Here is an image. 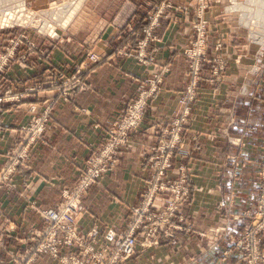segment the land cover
Masks as SVG:
<instances>
[{
    "label": "rangeland",
    "instance_id": "1",
    "mask_svg": "<svg viewBox=\"0 0 264 264\" xmlns=\"http://www.w3.org/2000/svg\"><path fill=\"white\" fill-rule=\"evenodd\" d=\"M80 1L81 5L76 7L78 0H0V115L6 116L10 106L21 109L26 105L29 118L19 126V138L5 153L6 162L0 169V193L15 190L18 171L28 170L36 146L53 128L55 103L50 97L42 102L41 93L53 91L64 104L70 103L78 92L88 89V75L103 62L87 40L78 46L76 54L69 56L76 50L72 45L78 38L90 37L95 32L91 25L94 22L89 11L90 0ZM133 1L139 2L137 10L120 36L126 47L113 53L132 56L146 69L156 66L157 44L161 41L157 30L165 23L176 27L184 24L190 43L180 53L187 60L185 88L179 100L183 112L172 122L159 124L155 145L143 151L145 173L134 197L136 202L128 200L123 226L113 223L102 233L96 229L81 232L80 225L89 212L87 194L97 186L107 187L106 192L113 196L118 194V186L113 190L108 179L118 168L121 152L131 147L133 136L142 129L151 101L170 70L162 65L151 78H133L138 84L135 95L115 115L101 146L79 172L75 186L62 192L61 202L55 208L42 209L36 202L32 203L45 229L32 233L29 241L20 240L27 246L23 251L8 244L9 235L0 236V249L8 257L9 264H38L42 256L50 257L57 264H202L207 258L228 259L236 249L239 259L235 264H249L248 259L256 258L249 250L253 244L260 242L264 251V149L252 183L257 194H246L248 196L243 199L240 178L247 166L240 150L247 145V137L233 136L229 129L223 132L228 145L239 150V154H228L222 165L231 171L226 188L220 183L224 169L215 175V183L204 180L202 186H192L191 176L195 177L198 168L191 164L200 150V138L198 135L191 139L185 137L192 111L200 98L205 97L207 91L212 95L225 91L231 75L238 73L229 67L251 60L248 77L258 83L264 82V42L261 41L264 23L262 19H254L258 14L264 17V0ZM240 7L246 8L241 10ZM70 11L73 15L67 23ZM249 19L260 22L252 28L253 21ZM245 20L250 24H245ZM222 22L232 23L229 43L225 38L214 36V29ZM230 47L239 50L236 54H231L230 50L225 54ZM56 52L66 55L69 61L55 67L52 62ZM34 65L40 70L43 66L40 76L29 74ZM30 80L26 86V81ZM258 91L259 88H255L254 95ZM76 111L85 112L79 107ZM234 123V119H228L229 127ZM208 185H212L211 188ZM206 189L207 193L212 191V195L215 191L223 193L212 211L202 217L212 224L208 232L193 221L198 196ZM118 201L119 205L126 202ZM51 212L57 216V221L47 216ZM110 236L114 242L108 241L112 239ZM181 237L198 246L191 257L186 255V249L180 248ZM225 241L229 243L222 250ZM131 242L134 243L133 251L128 255L127 245ZM166 247L173 249L175 258L167 249L162 256L164 259L157 260L155 251Z\"/></svg>",
    "mask_w": 264,
    "mask_h": 264
},
{
    "label": "crops",
    "instance_id": "2",
    "mask_svg": "<svg viewBox=\"0 0 264 264\" xmlns=\"http://www.w3.org/2000/svg\"><path fill=\"white\" fill-rule=\"evenodd\" d=\"M138 3L133 0H90L89 11L94 22L91 25L95 32L90 37L78 38L79 40L72 45L76 50L69 51V56L76 54L78 46L87 40L92 49L102 57L103 62L88 75V89L78 92L72 102L64 104L53 91L41 93L44 97L42 102L47 101L45 97H50L55 103L53 128L36 146L29 160L28 170L18 171L15 177V190L11 193H0V236L9 235L11 238L8 244L12 247L23 251L27 246H23L21 241H29L32 233H39L45 229L46 226L35 212L32 203L36 202L42 209L55 208L61 202L62 192L75 186L79 172L92 153L101 146L106 136L105 132L114 121L115 115L121 112L135 95L138 84L133 78H151L162 65L168 66L170 70L159 93L151 101L148 118L142 129L133 136L131 147L121 152L118 168L113 172L114 176L108 179L113 190H116L114 186H118L119 190H116L118 194L113 196L106 192L107 187L99 186L87 194L89 212L80 225L81 232L86 233L96 229L98 233H102L108 229V224L113 223H120L123 226L128 200L136 202L134 197L139 191L141 177L145 173L142 164L143 151L155 145L159 124L172 122L183 112L184 108L179 100L185 88L187 60L180 53L190 43L184 24L176 27L165 23L157 30L161 41L157 44L159 50L156 54L158 63L156 66L146 69L132 56L121 57L113 53L114 50L119 51L126 47L125 41L122 42L120 36L132 20ZM232 29V23L222 22L214 29V36L225 38L229 43V40H232L230 36ZM125 50L129 49L125 48ZM229 50L231 54H236L239 48L230 47L225 54H229ZM54 57L56 59L53 58L52 63L55 67L63 66L60 64L69 61L66 55L57 52ZM36 64L40 63L36 62ZM252 64L253 61L244 60L239 66L229 67L238 73L231 75L228 88L218 92L217 95L216 92L212 95L207 91L205 97L200 98L192 111L190 128L185 137L191 139L192 136L198 135L200 138L198 143L200 150L191 164L198 168L195 177L191 176V184L194 188L202 186L204 180H209L210 184L215 183V175L221 169H224V174L220 183L226 188L230 182L228 179L231 171L222 165L225 164L228 154H239V150L229 146L225 140L226 134L223 132L229 129V134L243 135L248 139L247 145L240 150L243 162L247 166L240 178V194L243 199L248 196L246 194L254 196L257 194L252 183L255 181L257 166L264 149V82L258 83L248 77L247 72ZM38 69L35 65L30 69L31 77L35 76V73L40 76L43 66L41 70ZM31 80L26 81L25 85H29ZM255 88H259V91L254 95ZM77 107L84 109L85 112H77ZM26 109V105L21 109L10 106L6 116L0 115V169L6 162L5 153L19 138V126L29 119L26 116ZM229 118L235 120L231 127L228 126ZM211 186L208 185V188ZM207 191L208 189L202 191L198 196L197 211L194 212L193 221L197 223L198 228L208 232L212 224L210 225V222L202 217L207 211H212V206L222 198L223 193L215 191L212 195V191L208 193ZM226 192L225 189L224 193ZM118 199L126 202L119 205ZM208 216L212 218L210 214ZM181 240L183 248L181 246L180 248L186 249L188 257L196 253L198 248L196 244L186 242L184 237H181ZM228 243V241L223 242L222 250ZM167 249L169 248L156 250L155 258L159 261L163 260L162 256ZM169 250L175 258L173 249ZM218 253L222 255L221 251ZM232 253L235 254L228 259L222 260L219 257L217 260L213 257L201 263L235 264L239 259V251L236 249ZM8 260L0 249V264H9ZM38 264H57V262L48 256H42Z\"/></svg>",
    "mask_w": 264,
    "mask_h": 264
},
{
    "label": "built area",
    "instance_id": "3",
    "mask_svg": "<svg viewBox=\"0 0 264 264\" xmlns=\"http://www.w3.org/2000/svg\"><path fill=\"white\" fill-rule=\"evenodd\" d=\"M47 216L50 217L52 220L57 221V216L55 214L53 215L52 212L51 214H48ZM259 231L260 233H263V230L261 227H259ZM110 238L112 239H109L108 241L114 242L113 236H110ZM133 245H134L133 242H131L130 245H127V250L129 249V253H127L128 255L131 253V251H133ZM262 246L263 244H261L260 242H256L255 244L252 245V249H249L250 252L256 254V258L253 261H251L250 259L247 260L249 264H264V251L262 249ZM246 249L248 248L246 247Z\"/></svg>",
    "mask_w": 264,
    "mask_h": 264
},
{
    "label": "bare ground",
    "instance_id": "4",
    "mask_svg": "<svg viewBox=\"0 0 264 264\" xmlns=\"http://www.w3.org/2000/svg\"><path fill=\"white\" fill-rule=\"evenodd\" d=\"M73 1H74V0H73ZM233 1H235V0H233ZM235 2H236V1H235ZM74 3H75V2H74ZM80 3H81V1L78 0V3L75 4L76 7H78V5H79ZM250 3H251V2H250ZM255 3H256V2H255ZM258 3H259V2H258ZM71 4L74 5L73 2H72ZM3 5H4V4H3ZM80 5H81V4H80ZM254 6H255V5H254ZM261 6H262V4H261ZM2 7H3V6H2ZM10 7H11V6H10ZM237 7H238V6H237ZM72 8H74V7H72ZM233 8H234V7H233ZM241 8H242V9H245L246 7H245V8L240 7V9H241ZM258 8H259V6H258ZM260 8H261V7H260ZM262 8H263V7H262ZM234 9H235V8H234ZM234 9H232V10H234ZM237 9H238V8H237ZM242 9H241V10H242ZM247 9H248V8H247ZM67 10H69V9H67ZM248 10H249V9H248ZM263 10H264V9H263ZM73 11H74V10H73ZM73 11H72V12H73ZM0 12H1V11H0ZM55 12H56V11H55ZM57 12H58V11H57ZM70 12H71V11H70ZM72 12H71V16H70V17L68 18V20H67V23H68V22L70 21V19L72 18V15H73ZM242 12H243V11H242ZM64 13H65V12H64ZM261 13H263L262 10H261ZM1 14H2V13H1ZM5 14H6V13H5ZM255 14H256V13H255ZM58 16H59V15H58ZM63 17H64V16H63ZM259 17H260V18H259ZM254 19H255V20H256V19H258V20H259V19H262L263 21H261V22H262V24L264 23V17L262 16V14H261V15L258 14V17H254ZM249 20H252V19H249ZM258 20H257V21L252 20V21H253V23H251V24H252V25H251L252 28H254V27L256 28V27L258 26V25H257V22H260V21H258ZM245 21H246V20H245ZM255 22H256V23H255ZM245 24H248V25H249L250 22H249V21H246ZM258 24H259V23H258ZM248 25H247V26H248ZM260 26H261V25H260ZM262 26L264 27V24H263ZM51 30H52V29H51ZM256 30H257V29H256ZM258 31H260V29H259ZM258 33H259V32H258ZM261 33H262V32H261ZM255 34H256V33H255ZM249 35H250V34H249ZM258 35H259V34H258ZM258 35H257V36L254 35V36L258 39V38L260 37V36L258 37ZM251 36H252V35H251ZM263 36H264V35H263ZM251 38H252V37H251ZM256 38H255V39H256ZM262 38H263V37H262ZM255 39H253V40H255ZM259 39H260V38H259ZM255 41H256V40H255ZM261 41L264 42V39H262ZM253 42H254V41H253ZM256 43H257V42H256ZM262 46H263V45H262Z\"/></svg>",
    "mask_w": 264,
    "mask_h": 264
}]
</instances>
